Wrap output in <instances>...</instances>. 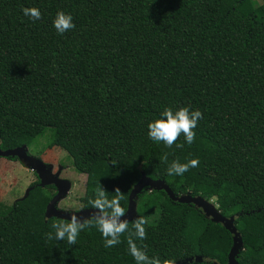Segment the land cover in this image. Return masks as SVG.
I'll use <instances>...</instances> for the list:
<instances>
[{
	"label": "trees",
	"instance_id": "16d2710c",
	"mask_svg": "<svg viewBox=\"0 0 264 264\" xmlns=\"http://www.w3.org/2000/svg\"><path fill=\"white\" fill-rule=\"evenodd\" d=\"M58 11L71 14L72 30L56 31ZM187 93L203 117L194 142L152 141L147 124ZM44 129L48 147L66 151L85 175L82 207L91 208L101 185L109 198L119 187L127 209L143 172L175 195L214 199L223 216H236L238 263L264 264V0H0V147ZM189 158L199 166L168 175L173 160ZM38 182L0 207V264H136L128 233L114 247L94 227L74 245L48 240L63 219L45 218L51 185ZM146 189L135 219L147 221L137 243L150 257L226 264L232 234L222 224Z\"/></svg>",
	"mask_w": 264,
	"mask_h": 264
},
{
	"label": "clouds",
	"instance_id": "9594fccd",
	"mask_svg": "<svg viewBox=\"0 0 264 264\" xmlns=\"http://www.w3.org/2000/svg\"><path fill=\"white\" fill-rule=\"evenodd\" d=\"M23 15L36 21L41 19V12L36 7L22 8ZM53 26L56 31L63 34L75 27L73 17L64 11H58L53 20ZM202 112L199 109L192 110L189 107L181 106L176 110L165 107L157 118L147 124L148 136L152 141L163 142L171 148L174 144L178 148H183V144H177L181 136L187 144L191 145L196 137L194 129L201 120ZM162 162H167L168 154L161 157ZM198 158H189L181 163L179 160H173L168 165L167 173L170 176L183 175L190 168L199 166ZM109 193L103 186H99L95 192V198L89 200L93 211L87 217H80L76 213L84 210L80 208L70 211V218L52 223L53 231L47 233L48 240L63 241L67 240L69 245H74L80 232L86 229L96 228L104 238L105 247H114L121 242V236L128 233L127 244L131 256L136 264H175L170 259H161L158 256L150 257L147 254L144 245H138L137 240L146 238L145 225L147 221L143 218H137L131 222L124 218L127 209L121 206L123 199L119 187L114 188V196L109 198Z\"/></svg>",
	"mask_w": 264,
	"mask_h": 264
},
{
	"label": "water",
	"instance_id": "95a60500",
	"mask_svg": "<svg viewBox=\"0 0 264 264\" xmlns=\"http://www.w3.org/2000/svg\"><path fill=\"white\" fill-rule=\"evenodd\" d=\"M0 157H16L23 167L32 170L36 174L39 179L38 185L40 187L53 185L56 188V193L51 197L45 207L44 216L46 219L55 217L67 220L70 218V211L56 207L57 202L67 195L71 187V182L69 180L58 178V174H53L40 158L28 153V150L24 145L16 146L11 149H2L0 147ZM32 188L33 186L28 187L19 199L25 198ZM143 188H148L149 190H164L171 200L183 204L191 203L196 208H199L207 218L222 224V226L232 234V246L229 250L226 264H239L236 257L243 243L240 232L234 224L235 215L229 217L223 216L217 210L216 205L210 202V200H206L200 196H192L190 194L175 195L164 180H152L142 172L140 179L132 187L128 196L127 212L124 218L128 219L129 222L134 220L138 215L136 210V199ZM83 209L84 210L77 212L76 214L80 217H87L93 211L91 208ZM202 260L203 258L201 256H194L187 258L186 260L178 261L176 264H186V262Z\"/></svg>",
	"mask_w": 264,
	"mask_h": 264
},
{
	"label": "rangeland",
	"instance_id": "374dc122",
	"mask_svg": "<svg viewBox=\"0 0 264 264\" xmlns=\"http://www.w3.org/2000/svg\"><path fill=\"white\" fill-rule=\"evenodd\" d=\"M258 1L260 2V0ZM186 97L188 101L181 106L193 109L191 94L187 93ZM21 143L26 146L30 154L38 155L53 174L55 171H60L61 176L70 180L71 187L67 195L57 202L56 207L66 211H75L77 208H81L80 198L85 190V175L75 171L72 160L66 151L58 146H47V129L42 130L34 139H29L28 142L21 141ZM35 181V173L23 167L18 160L0 157V207H9L12 205L14 201L21 198L25 190ZM146 190L149 189L147 188ZM213 200L211 199L210 202L214 204ZM185 204L195 207L191 203Z\"/></svg>",
	"mask_w": 264,
	"mask_h": 264
},
{
	"label": "flooded vegetation",
	"instance_id": "af4514ba",
	"mask_svg": "<svg viewBox=\"0 0 264 264\" xmlns=\"http://www.w3.org/2000/svg\"><path fill=\"white\" fill-rule=\"evenodd\" d=\"M21 145H22V144H21ZM47 146H48V145H47ZM27 150H28V149H27ZM28 153H29V151H28ZM34 156L38 157V155H34ZM38 158H39V157H38ZM33 173H34V172H33ZM54 174H58V178H60V179H67V178L64 177V176H61L62 174L60 175V171H59V172L55 171ZM35 176H36V174H35ZM37 180H39V179H38V177L36 176V181H37ZM67 180H69V179H67ZM36 181H35V182H36ZM69 181H70V180H69ZM30 185H31V184H30ZM50 190L52 191V196H53V195L56 193V188H55L53 185H51ZM81 208H84V207L81 206ZM78 209H80V208H77V210H78Z\"/></svg>",
	"mask_w": 264,
	"mask_h": 264
}]
</instances>
